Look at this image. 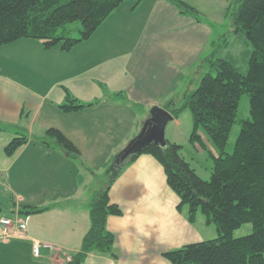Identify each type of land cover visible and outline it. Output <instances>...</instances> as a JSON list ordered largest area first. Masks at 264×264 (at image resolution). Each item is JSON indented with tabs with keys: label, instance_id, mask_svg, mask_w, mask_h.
Returning <instances> with one entry per match:
<instances>
[{
	"label": "crops",
	"instance_id": "crops-1",
	"mask_svg": "<svg viewBox=\"0 0 264 264\" xmlns=\"http://www.w3.org/2000/svg\"><path fill=\"white\" fill-rule=\"evenodd\" d=\"M213 37L208 22L181 14L168 0L135 7L125 0L68 51L45 48L36 38L0 46V190L9 193L0 216H13L23 205L44 208L20 213L26 229L0 239V264H64L80 249L93 193L102 187L84 181L80 168L97 176L137 135L152 106H178L196 83L190 72ZM68 97L91 104L66 112L60 105ZM47 128L61 131L80 157L52 140L43 143ZM22 134L28 142L6 155L5 146ZM111 166L120 167L108 195L121 213L105 222L115 256L93 251L81 264H171L163 252L206 240L210 227L197 215L190 222L185 207L177 208L179 197L152 155L114 159Z\"/></svg>",
	"mask_w": 264,
	"mask_h": 264
},
{
	"label": "trees",
	"instance_id": "trees-1",
	"mask_svg": "<svg viewBox=\"0 0 264 264\" xmlns=\"http://www.w3.org/2000/svg\"><path fill=\"white\" fill-rule=\"evenodd\" d=\"M125 0H0V46L20 38H36L45 48L59 45L68 51L88 39L101 22ZM134 7L141 0H133ZM181 14L201 21L200 13L183 0H168ZM226 15L231 32L251 46L239 64L233 56L215 57L214 52L202 57L198 66L208 64L197 86L187 91L177 106L170 101L165 108L177 118L188 108L193 128L190 140L203 146L198 129L202 128L218 149L208 180L202 179L181 154V145L166 141L165 146L151 143L130 154L123 162L141 153L152 155L162 166L169 187L178 195L177 208L187 206V218L195 220L198 212L206 223L215 225L217 237L185 244L163 252L171 264H264V0H232ZM78 21L77 36L69 27ZM210 46H214L212 40ZM243 94L248 97V117L236 119ZM88 104L68 97L60 105L63 111H74ZM239 131L231 148L226 150L234 122ZM0 129L2 127L0 126ZM52 140L65 154L80 157L76 146L56 128L44 131L43 143ZM28 142L24 134L15 136L5 146L12 155ZM120 165V164H119ZM121 166V165H120ZM120 169V167H119ZM94 191L89 205V226L80 249L64 264H81L88 253L96 251L115 256L113 235L106 227L109 215L121 209L109 200L108 189L114 176ZM44 208L23 205L21 214H34ZM250 223L252 231L234 237L233 231Z\"/></svg>",
	"mask_w": 264,
	"mask_h": 264
},
{
	"label": "rangeland",
	"instance_id": "rangeland-1",
	"mask_svg": "<svg viewBox=\"0 0 264 264\" xmlns=\"http://www.w3.org/2000/svg\"><path fill=\"white\" fill-rule=\"evenodd\" d=\"M186 2L185 0H183ZM191 2H197L198 7H194L199 13L201 20L208 22L212 26L214 33L213 41L214 46H209L207 48V53L204 56L209 55L211 52H214L215 57H227L233 56L234 59L238 61L239 64L242 63V55L244 50L251 49L250 45H247L241 42L238 37L231 32V22L229 17L226 15V10L232 0H215V2H209V0H190ZM80 24L78 21L73 22L69 25L73 29V36H77L76 29L79 28ZM203 56V57H204ZM208 71V64L202 67L197 66L191 70L190 79H196V83L191 84V88H195L201 78V76ZM196 77V78H195ZM187 84L179 88L180 93L182 94L186 89ZM248 97L246 94H243L239 100L237 107L236 119L247 118L248 117ZM193 128L192 114L188 108H186L179 115V120L176 122L175 119H172L167 122L164 129V139L168 142H175L181 145V154L186 161L195 169L197 174L204 180L210 178V174L213 168V158L211 154L216 155L218 149L208 138L207 134L203 131L202 128L198 129V134L204 146L197 140H190V134ZM239 131L238 122H234L231 130L229 132L226 150L231 151V148L234 144L236 136ZM114 159L109 162L103 170L97 172V176L89 174L87 171L80 168L82 179L84 181L90 182L94 188L97 186H103L112 176V164ZM4 188V187H3ZM0 190V197L3 198L4 203L0 205V214H5L8 205L9 193L4 189ZM96 190V189H95ZM187 210V206L184 205ZM11 216V215H9ZM197 217H200V220L206 223V217L201 213H197ZM199 219V218H197ZM199 221V220H198ZM198 223V222H197ZM207 227H210V232L206 234L207 239H213L217 237V231L213 223L206 224ZM252 231V226L250 223H244L237 229L233 231L234 237H241L246 234H249Z\"/></svg>",
	"mask_w": 264,
	"mask_h": 264
},
{
	"label": "water",
	"instance_id": "water-1",
	"mask_svg": "<svg viewBox=\"0 0 264 264\" xmlns=\"http://www.w3.org/2000/svg\"><path fill=\"white\" fill-rule=\"evenodd\" d=\"M172 119L173 116L167 109L157 105L152 106L149 109L148 117L142 123L140 131L118 153L115 161L122 162L130 154L139 152L151 143L165 146L164 129L167 122Z\"/></svg>",
	"mask_w": 264,
	"mask_h": 264
},
{
	"label": "built area",
	"instance_id": "built-area-1",
	"mask_svg": "<svg viewBox=\"0 0 264 264\" xmlns=\"http://www.w3.org/2000/svg\"><path fill=\"white\" fill-rule=\"evenodd\" d=\"M25 215L15 212L13 216H0V239H8L17 230L22 233L26 229ZM15 228V229H14ZM39 245L34 243L33 251L38 254Z\"/></svg>",
	"mask_w": 264,
	"mask_h": 264
}]
</instances>
